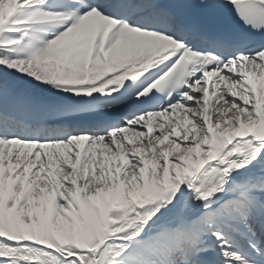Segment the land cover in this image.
<instances>
[{
    "label": "snow or ice",
    "instance_id": "obj_1",
    "mask_svg": "<svg viewBox=\"0 0 264 264\" xmlns=\"http://www.w3.org/2000/svg\"><path fill=\"white\" fill-rule=\"evenodd\" d=\"M0 264H264V0H0Z\"/></svg>",
    "mask_w": 264,
    "mask_h": 264
}]
</instances>
